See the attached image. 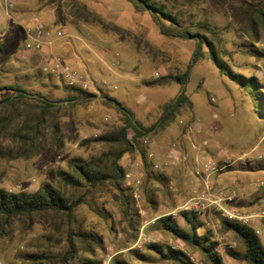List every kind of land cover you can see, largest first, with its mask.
Returning <instances> with one entry per match:
<instances>
[{"label":"rangeland","instance_id":"rangeland-1","mask_svg":"<svg viewBox=\"0 0 264 264\" xmlns=\"http://www.w3.org/2000/svg\"><path fill=\"white\" fill-rule=\"evenodd\" d=\"M159 1L188 23L209 22L218 32L224 62L264 86V34L253 39L239 3L232 9L210 2ZM40 25L43 47L28 49ZM0 46V87L23 88L60 103L63 142L25 159L17 147L0 140V189L34 193L50 183L78 202L71 221L54 212L0 219V264H180L152 245L180 252L188 264H211L158 223L172 216L188 229L183 211L196 216L198 234L216 243L224 264H249L239 238L224 228L225 220L250 226L264 246V89L257 98L221 73L207 53L193 62V38L163 35L149 12L127 0H0ZM55 59L77 72L79 81L71 85L66 74L53 70L49 62ZM183 87L189 102L164 128H153ZM10 92L1 90L0 100ZM74 97L79 99L65 102ZM109 98L145 130L119 161L125 171L122 190L131 202L128 214L110 180L95 187L82 181L72 188L59 176L79 178L73 163H93L110 172L109 160L120 147L100 138L117 133L126 122ZM133 137L129 129L128 138ZM219 191L234 196L233 201L214 204ZM204 195L212 202L197 208L196 200ZM229 214L248 219H230ZM82 232L96 243L72 234ZM72 241L76 254L67 261Z\"/></svg>","mask_w":264,"mask_h":264},{"label":"trees","instance_id":"trees-1","mask_svg":"<svg viewBox=\"0 0 264 264\" xmlns=\"http://www.w3.org/2000/svg\"><path fill=\"white\" fill-rule=\"evenodd\" d=\"M127 1L131 2L138 11L149 12L163 35L180 39L193 38L196 42L193 62L203 58L205 53H207L209 59L221 73L236 81L240 86L248 88L257 98H262V90L264 89L262 84L255 78H247L234 72L220 57L221 46L217 42L218 32L209 22L188 23L181 15L175 13L172 6L167 4V2L159 0ZM175 1L178 2L179 0ZM182 1L189 5L210 2L215 7L229 6L232 9H234V4L239 3V11L245 17L253 39L258 40L261 31L264 34V0H252V2H247L246 0ZM194 29L198 31L195 35ZM196 35L200 37L199 40L195 39ZM2 49V46H0V50ZM187 77L188 71L180 80L183 86L186 84L184 80ZM1 90H9L11 92L0 100V140L8 142L11 148L17 147L20 150L21 157L25 159L39 155L46 149L63 145L60 138V124L57 120V113L61 109L60 103L50 101L39 93H32L19 87L4 86L0 87ZM73 90L80 92L85 97L92 96V94H88L79 88H74ZM77 99L79 98L74 97L65 100V102L73 103ZM109 100L125 116L126 122L117 133L100 138V141L110 142L114 146L120 147L113 155V158L109 160L107 169H110V172L104 166L93 163H73L71 166L79 178L63 172H60L59 176L60 181L72 188L81 186L82 181L95 187L110 180L120 193L128 214V210H131V202L122 190V184L125 181V171L119 161L125 153L133 151V141L145 136V130L140 122L135 120L130 111L120 102L113 98H109ZM188 102L186 88L183 87L178 98L165 106L162 117L153 128H164L173 120L180 108ZM129 129L134 131L133 140L128 138ZM77 204L78 202L73 201L50 183L43 185L34 193H13L0 189V219L6 222L14 219H32L35 215L45 212L64 214L71 221ZM181 217L187 224L188 229L181 228L172 216L161 217L158 219V223L164 231L173 234L185 244L200 250L211 264H224L221 256L216 252V243L212 242L208 235L198 234L199 224L196 216L183 211ZM133 219V215L130 214V221H133ZM223 226L226 230L232 231L241 241L246 262L249 264H264V246L253 228L236 220H225ZM72 234L91 238L96 243L93 237L84 232ZM76 248L75 242L72 241L67 252V261L74 257ZM150 248L164 258L175 260L180 264H188L182 259L181 253L178 251L169 249L165 252L163 248L156 245H152ZM27 257L35 260L44 258L38 255H29ZM114 264L128 263L116 260Z\"/></svg>","mask_w":264,"mask_h":264},{"label":"built area","instance_id":"built-area-1","mask_svg":"<svg viewBox=\"0 0 264 264\" xmlns=\"http://www.w3.org/2000/svg\"><path fill=\"white\" fill-rule=\"evenodd\" d=\"M42 33H43V27L40 25L37 27V36L38 38L35 39L32 43H27V48L28 49H33V50H41L43 47V38H42ZM49 63H51L53 70H59L62 73L66 74L67 77L70 80V84L73 85L74 83L79 81V74L77 72H75L71 67L64 65L59 59H55L53 61H50ZM215 199H213V203L214 204H218L219 201H221L222 199L224 200H228V201H233L234 196H225L223 194L222 191H219L215 196ZM211 201L212 199L209 198L208 196L204 195L203 197H200L196 200L195 202V206L197 208H203L205 207V205L207 204V202ZM230 219H239V221H243L246 222L247 221V217H238L235 216L233 214H229ZM111 258V256L109 257V259Z\"/></svg>","mask_w":264,"mask_h":264},{"label":"water","instance_id":"water-1","mask_svg":"<svg viewBox=\"0 0 264 264\" xmlns=\"http://www.w3.org/2000/svg\"><path fill=\"white\" fill-rule=\"evenodd\" d=\"M195 39L199 40V39H200V37L196 35V36H195Z\"/></svg>","mask_w":264,"mask_h":264}]
</instances>
